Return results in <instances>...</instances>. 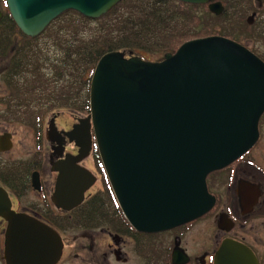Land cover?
<instances>
[{
  "label": "water",
  "instance_id": "obj_1",
  "mask_svg": "<svg viewBox=\"0 0 264 264\" xmlns=\"http://www.w3.org/2000/svg\"><path fill=\"white\" fill-rule=\"evenodd\" d=\"M119 2L6 0L17 28L30 38L66 10L98 19ZM210 9L219 13L222 6ZM98 60L90 79V112L65 133L78 147L74 160L89 155L93 132L116 202L139 232L171 229L207 213L214 200L206 175L238 158L258 136L264 62L223 36L188 40L155 62L116 50ZM0 146L11 147L9 135L0 137ZM73 163L72 173L61 174L52 195L62 210L79 206L95 182ZM10 206L0 187V217L7 222L4 263L56 264L63 248L59 233Z\"/></svg>",
  "mask_w": 264,
  "mask_h": 264
},
{
  "label": "flooded vegetation",
  "instance_id": "obj_2",
  "mask_svg": "<svg viewBox=\"0 0 264 264\" xmlns=\"http://www.w3.org/2000/svg\"><path fill=\"white\" fill-rule=\"evenodd\" d=\"M173 1L184 3V9L189 12V17L194 12L202 11L197 16L194 15L195 20L200 24L211 18L220 20L225 13L236 17L240 12L238 0H213L198 4ZM214 4H221L222 9L219 13L210 9V5ZM247 8L251 9V13L245 20L248 24L255 25L253 35H250L249 46L236 40L235 33L232 37L230 34L226 36L210 33L199 38L211 35L226 37L242 44L264 62V0H249ZM9 19L12 20L6 0H0V27ZM262 27L263 30H260ZM13 57H0V68L2 67L0 83L3 87L0 92V113L4 116L2 120L12 123L28 120L35 124L33 128L38 131L34 132L33 140L36 148L26 160L21 161L6 157L13 149L14 134L6 130L2 135L0 134V137L9 135L11 142L9 149L3 150L1 149L3 145L0 146V187L7 192L11 208L16 213L26 214L50 225L49 220L52 217H70L79 213L84 201L100 191L103 186L100 161L97 158L94 139L89 155L80 162L74 160L79 150L75 141H70L65 133L73 129L72 126L81 116H71L72 112H70L68 116L70 119H61L57 113L52 112L47 119L49 111L41 114L40 109H37L39 101L35 95L31 105L37 110L32 115H27L28 111L25 107L28 106V101L23 102L22 87L19 83L20 76L26 73V67L24 62H21L24 67L20 70L18 61L10 60ZM30 68V82L34 84L36 77L34 67ZM77 113V115L82 113L87 115L88 112L77 110ZM258 120V136L255 143L226 166L206 175V188L214 200L207 213L185 224L160 232H139L127 220L124 230L100 227L110 238L106 249L115 262L118 264H175L174 261L176 264H264V112ZM52 121V132L48 133ZM72 163L95 174L96 181L84 191V201L79 206L72 210H62L53 204L52 195L61 174L72 173L69 166ZM5 226L6 221L0 217V228ZM58 231L62 236L65 230ZM126 246L133 248V252L125 251ZM62 251L64 254V247Z\"/></svg>",
  "mask_w": 264,
  "mask_h": 264
},
{
  "label": "trees",
  "instance_id": "obj_3",
  "mask_svg": "<svg viewBox=\"0 0 264 264\" xmlns=\"http://www.w3.org/2000/svg\"><path fill=\"white\" fill-rule=\"evenodd\" d=\"M243 7L239 2L240 12L236 16L243 15ZM188 14L184 3L173 0H120L98 19L67 10L56 17L41 35L33 38L27 37L9 19L10 22L0 27V57L14 56L10 60H17L20 70L25 64L26 73L20 76L19 83L23 102L28 101L27 111L37 97L41 114L58 107L88 112L90 77L101 55L113 50L124 51L127 55H140L144 50L153 54L174 52L182 43L213 31L208 21L204 20L206 25L199 28L202 24L195 20L193 13L190 17ZM238 24L240 21L233 20L226 27L227 31L238 29L234 27ZM44 37L61 51L55 59L45 49L48 50L49 46L40 44ZM31 66L36 76L34 84L30 82ZM102 182L103 189L84 201L79 213L70 217H52L50 226L60 231L74 227L124 230L126 219L115 203L105 177Z\"/></svg>",
  "mask_w": 264,
  "mask_h": 264
},
{
  "label": "rangeland",
  "instance_id": "obj_4",
  "mask_svg": "<svg viewBox=\"0 0 264 264\" xmlns=\"http://www.w3.org/2000/svg\"><path fill=\"white\" fill-rule=\"evenodd\" d=\"M243 4L244 10L241 11L243 14L242 16H231V14L226 15L224 14V17L220 20L211 18L208 22V26L213 30L211 33H219L220 35H226L229 34L231 37L235 35V39L238 40L242 44H246L249 46L250 43V35H253L254 33V27L255 25H250L245 20L246 17L251 13V9H248V1L244 2V0H238V3ZM247 8V10H246ZM198 12H194V15H198ZM239 18V19H238ZM194 19V17H193ZM233 20L240 21V24L238 26H234L235 29L227 31L226 27L230 26ZM94 25V23L92 24ZM92 25H90L92 27ZM206 24L199 25V28H202ZM198 28V29H199ZM263 30V27L260 29ZM262 33V32H261ZM208 33L207 35H209ZM206 36V35H204ZM40 44L44 46V44H47L49 46V49L46 51L49 53V55L52 58H56V56L61 52L56 45H53L50 43L48 38L44 37L40 40ZM143 58H147L150 60H156L160 59L163 55L162 52L153 54L148 51H140L139 53ZM2 68V67H1ZM0 68V69H1ZM2 83H0V92L2 91ZM37 109L39 110L40 107L37 104ZM35 107L31 105L28 114L32 115L33 112H35ZM70 109V108H69ZM69 109H63L58 107L57 109H54L53 111L49 110V113L47 114L48 117L52 115V112L57 113L61 119H70L68 116L70 115V112H72L71 116H82L83 113L80 115H77V110L71 109V111H68ZM1 111V109H0ZM48 112V111H47ZM83 112V111H82ZM4 116L0 113V134L2 135L3 132L9 131L13 136V149L7 154L6 157H11L12 159H15V161H21L26 160L27 156L33 151L36 147L34 145V124L31 121L23 120L19 122H8L7 120H2ZM104 185V184H103ZM97 187V186H96ZM104 186H101V189H103ZM97 189V188H96ZM95 191V188L93 189ZM4 228H0V264H4L3 260L1 258L2 253V247H3V231ZM196 233V231L194 232ZM196 235V234H195ZM62 238L64 239L65 245H64V254L62 256V259L60 260L59 264H118L115 262L113 257L108 253V249H106L107 243L110 241V238L105 235V233L102 232L100 228L94 229V230H84L82 228H73L72 230L65 231L62 233ZM133 248L125 247V251L127 252H133ZM105 253V256L102 257ZM133 256V253L131 254Z\"/></svg>",
  "mask_w": 264,
  "mask_h": 264
}]
</instances>
